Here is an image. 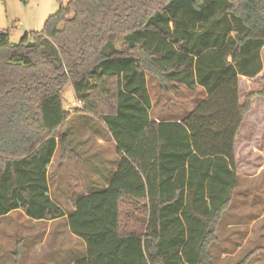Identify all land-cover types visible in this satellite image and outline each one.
<instances>
[{
    "label": "trees",
    "instance_id": "trees-1",
    "mask_svg": "<svg viewBox=\"0 0 264 264\" xmlns=\"http://www.w3.org/2000/svg\"><path fill=\"white\" fill-rule=\"evenodd\" d=\"M58 3L17 42L0 30V217L64 216L46 171L57 149L79 158L62 130L68 82L82 103L75 112L99 119L119 158L109 185L68 215L85 245L71 264H213L209 248L238 186L235 141L264 97L263 84L239 99L241 78L264 82V0ZM148 75L167 105L180 88L206 96L179 121H155Z\"/></svg>",
    "mask_w": 264,
    "mask_h": 264
},
{
    "label": "rangeland",
    "instance_id": "rangeland-1",
    "mask_svg": "<svg viewBox=\"0 0 264 264\" xmlns=\"http://www.w3.org/2000/svg\"><path fill=\"white\" fill-rule=\"evenodd\" d=\"M61 1L66 2V0ZM58 7V0H0V30L8 29L11 41L17 42L23 33L40 30L44 19L54 13ZM239 84V99L243 102L248 93L259 90L264 82L260 78H241ZM147 86L152 100L150 115L159 120H180L206 96L200 87L195 92L180 88V93L175 95L169 101L172 103L167 105L161 98L160 84L155 77L147 76ZM61 92L63 107L66 110L69 108V112L74 113L62 130L71 132L89 128L97 135L104 137V127L96 116L75 112V108L78 107L71 105L76 99L70 83L67 82ZM74 127L76 130H73ZM77 136V133L73 132L71 145L79 155L81 154L80 158L82 159L83 155L86 160V141L77 139ZM106 152L99 147H94L89 156L90 159L97 158L95 161L98 162V168L102 170V173L109 174L113 149L109 151L110 153L107 152V155H103ZM235 157L236 172L239 176L238 186L229 208L217 225V239L209 248L212 262L213 264H264V97L262 96H256L251 103V109L235 141ZM129 225L140 229V225L134 221ZM15 226L16 224L13 223L12 227ZM19 232L15 230L14 238L8 241L13 243V247L8 246L4 249L5 254L0 256V264H14L15 261L18 264H71L72 260L83 256L82 247L78 241L77 244H73L74 241L67 240L66 236L56 238L51 230L45 238L39 236L40 249L36 252L33 249H27L22 254V247H16V244L21 241L18 239ZM68 244L73 248L67 249ZM256 248L260 249L254 251ZM74 249L76 253H72ZM15 253H18V257H15Z\"/></svg>",
    "mask_w": 264,
    "mask_h": 264
},
{
    "label": "crops",
    "instance_id": "crops-1",
    "mask_svg": "<svg viewBox=\"0 0 264 264\" xmlns=\"http://www.w3.org/2000/svg\"><path fill=\"white\" fill-rule=\"evenodd\" d=\"M69 114L71 117L74 113L69 112ZM151 118L155 121H159L156 117L153 118L151 116ZM177 121H179V119H177ZM73 130H76L75 127ZM73 132L77 133V139L86 141V160H84L83 155L82 159L80 158L81 154L79 155L80 159H78V157H66L61 159L57 149L47 166L46 171L49 197L63 210L64 216L52 220L32 219L21 209H15L5 215H2L0 217V256L1 254H5L4 249H7L8 246L13 247V243L8 241L11 240V238H14L13 235L15 230L20 231V238L18 239L21 241L19 240L20 243L16 244V247H22V254L26 252L27 249H33L34 252L40 249L41 243L39 241V236H41V238L44 236L45 238L46 235L49 234L50 230L52 231V235L55 233L54 236H56V238L66 236L67 240L74 241L73 244H77L78 241V244L82 247L81 252L83 253L85 248L83 241L79 240L69 231L67 223L68 215L75 210L76 201L80 197L89 195L91 192H99L109 185L112 174L117 169L119 158L115 143L105 128L104 137H102V135H97L96 132L89 130V128L84 131H71V137L73 136ZM94 147H99L107 152L110 150L112 151L113 149V153H111L113 160L111 162V172L109 174L102 173V170L98 168L99 164L95 161L97 158L93 157L90 159L89 155H91ZM107 152L103 155H107ZM101 165H103L102 160ZM13 223L16 224L14 228L12 227ZM66 248L70 249L73 248V246L68 244ZM1 250L3 251L1 252ZM74 251L75 249L72 250V253Z\"/></svg>",
    "mask_w": 264,
    "mask_h": 264
},
{
    "label": "built area",
    "instance_id": "built-area-1",
    "mask_svg": "<svg viewBox=\"0 0 264 264\" xmlns=\"http://www.w3.org/2000/svg\"><path fill=\"white\" fill-rule=\"evenodd\" d=\"M71 105L73 106V107H78V108H81V106H82V103L80 102V101H73L72 103H71ZM67 111H70V109L69 108H67Z\"/></svg>",
    "mask_w": 264,
    "mask_h": 264
},
{
    "label": "water",
    "instance_id": "water-1",
    "mask_svg": "<svg viewBox=\"0 0 264 264\" xmlns=\"http://www.w3.org/2000/svg\"><path fill=\"white\" fill-rule=\"evenodd\" d=\"M26 45H27V46H32V45H34V42H33V41H28V42L26 43Z\"/></svg>",
    "mask_w": 264,
    "mask_h": 264
}]
</instances>
